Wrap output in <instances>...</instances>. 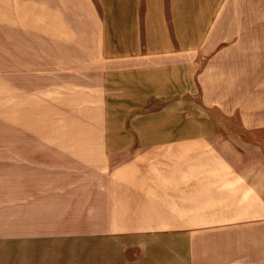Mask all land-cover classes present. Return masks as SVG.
Wrapping results in <instances>:
<instances>
[{"label": "crops", "instance_id": "0c3cea01", "mask_svg": "<svg viewBox=\"0 0 264 264\" xmlns=\"http://www.w3.org/2000/svg\"><path fill=\"white\" fill-rule=\"evenodd\" d=\"M259 1L0 0V262L33 247L35 216L124 218L166 193L171 225L200 203L219 264H264ZM162 145L165 173L107 168Z\"/></svg>", "mask_w": 264, "mask_h": 264}, {"label": "rangeland", "instance_id": "374dc122", "mask_svg": "<svg viewBox=\"0 0 264 264\" xmlns=\"http://www.w3.org/2000/svg\"><path fill=\"white\" fill-rule=\"evenodd\" d=\"M257 8L264 10V1H259ZM260 28L264 27L259 24ZM244 36V34H238L235 38L241 40ZM257 40L259 48L258 99L256 100L259 110L264 111V32L257 33ZM163 108H165L164 112L157 117L146 114L147 128L149 124L152 125L154 118L156 121H162L163 126L166 125L168 128L169 107L163 106ZM37 126L33 135L35 137L41 136V128ZM161 132L163 137L169 136L168 129H163ZM258 133L264 142V131H258ZM155 135L157 131L154 132L153 129L145 131L146 137L152 138ZM131 148L138 151V147ZM139 148L142 149V147ZM143 148L147 150V154L139 157L140 159L131 156L135 162L129 163V166H126L128 163L123 162L122 157L114 155L110 158L107 168H131L139 169V171H162V173L169 171L172 165L169 145ZM153 148L160 151L153 153ZM200 168V163L194 162V169ZM149 180L156 179L149 178ZM161 180L165 183L164 185H168V177H163ZM167 196L169 195L166 193L157 195L162 201L145 203V206L142 205L144 208H139L140 205L132 203L128 206V212L126 211L129 215L124 218L67 217L51 220L58 221L59 224L46 225L41 222L48 219L35 216L33 247L24 252L10 251L11 257L6 259L3 257L0 264H219L211 250L205 252L202 250L203 226L198 224L202 221L200 203L194 202V209L188 216L189 220L194 222L193 225H171L169 222L173 218H171ZM45 208L41 210V213L49 214L48 211H44ZM36 210L35 214L40 213V210ZM142 214H146V219H141ZM91 221L94 224H91ZM142 221L161 222V224L142 225ZM226 261V264H233V259L227 258Z\"/></svg>", "mask_w": 264, "mask_h": 264}]
</instances>
